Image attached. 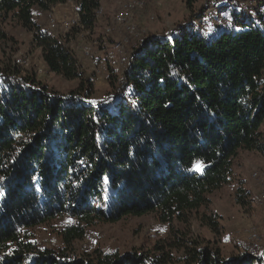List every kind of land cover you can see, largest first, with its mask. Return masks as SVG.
I'll list each match as a JSON object with an SVG mask.
<instances>
[{"label":"trees","instance_id":"1","mask_svg":"<svg viewBox=\"0 0 264 264\" xmlns=\"http://www.w3.org/2000/svg\"><path fill=\"white\" fill-rule=\"evenodd\" d=\"M68 1L80 17L68 32L33 18L34 8ZM230 3L214 13L227 7L240 29L208 35L197 24L201 11L170 35L142 36L120 83L95 105L67 42L80 27L94 29L100 0H0V26L11 14L33 33L49 72L80 81L63 94L35 73L0 72V264H264L246 253L225 260L195 240L184 245L183 236L172 243L182 248L177 257L161 246L152 254L72 250L96 222L150 212L161 224L188 222L232 182L239 149L264 156V17L246 21L256 9ZM250 198L239 185L236 202ZM202 216L218 230L215 214ZM57 217L73 220L58 231L61 245H38L33 228Z\"/></svg>","mask_w":264,"mask_h":264},{"label":"rangeland","instance_id":"2","mask_svg":"<svg viewBox=\"0 0 264 264\" xmlns=\"http://www.w3.org/2000/svg\"><path fill=\"white\" fill-rule=\"evenodd\" d=\"M125 1L100 0L103 14L96 22L97 29L89 33L84 30L74 31L67 42L77 59L82 78L92 82L90 101L95 105L103 96L113 93L120 83L130 56L142 36L170 35L187 23L190 16L195 20L201 11L206 16L201 21L206 20L207 24L205 28L201 21L197 24L208 35L218 29H240L233 24L234 19L228 20L233 12L224 11L227 7L223 8L221 14L214 13L215 7L237 0H198L192 7H187L186 0H140L143 1V7L134 9L129 21L134 26L133 30H127L126 25L113 26L110 34L105 35V25L110 23ZM238 1L246 7L250 0ZM233 4L231 7H234ZM254 8L256 10L252 11V19L249 17L246 21L256 20L255 13H259L260 18L264 17V0H258ZM73 9L71 1L55 5L49 11L34 8L33 18L43 29L51 30L49 23L54 21L58 24V31H62L60 24L69 19ZM226 20L229 27L226 26ZM0 28L5 35L3 39L0 37V72L13 68L21 75L35 73L36 78L48 89L63 94L80 85L79 80H66L47 70L40 49L33 42V33L22 27L11 14L2 21ZM83 50H88V55ZM261 130L264 132V127ZM196 168L199 170L200 165L197 164ZM232 178L231 183L209 194V205L192 213L188 222L161 224L151 212L140 216L126 215L115 222H96L86 229L82 239L75 241L72 250L77 255L89 254L95 249L120 253L136 250L152 254L158 251L157 246H161L177 257L182 253V248L173 247L172 243L177 236H183L184 245L193 246L190 241L195 240L200 246L218 249L225 260L240 253L261 256L264 254V209L258 197L264 189V156L256 151L239 149L232 161ZM239 185L248 190L251 197L244 205L235 200ZM204 213L216 215L219 225L217 231L204 223ZM72 221L70 217H57L36 226L33 228L36 242L47 247L61 245L58 231Z\"/></svg>","mask_w":264,"mask_h":264},{"label":"built area","instance_id":"3","mask_svg":"<svg viewBox=\"0 0 264 264\" xmlns=\"http://www.w3.org/2000/svg\"><path fill=\"white\" fill-rule=\"evenodd\" d=\"M258 0H250L248 2L249 5H252V7H254V4H257ZM74 9H73V14H71V16L69 17V19L62 21V23L60 24V28L63 32H68L70 30V28L72 27H76L79 26L80 24V17H79V13H78V7L77 5L72 1ZM215 4V2L213 3ZM143 7V1L140 0H127L124 3H122L118 9V11L115 13V15H113L112 20L110 21L109 24H106L104 27V34H110V32L112 31L113 26H125L127 30H133L134 26L133 24H130V18L132 17V13L134 11V9L137 8H141ZM102 11L103 8L100 5L96 10H95V20L96 22L99 21L100 17L102 16ZM229 20V18H228ZM202 27L205 28L206 27V20L202 22ZM226 26H228V21L226 20ZM58 26V24H56L54 21H50L49 23V28H51V30L55 29ZM229 27V26H228ZM81 31L84 30L87 33H89V30H85L82 29V27H80ZM132 32V31H131ZM83 53L88 55V50H83ZM254 178L257 177L256 173L253 174ZM259 201L262 203L263 205V209H264V189L259 193ZM253 236H255L253 234ZM262 257H264V254L261 255Z\"/></svg>","mask_w":264,"mask_h":264},{"label":"crops","instance_id":"4","mask_svg":"<svg viewBox=\"0 0 264 264\" xmlns=\"http://www.w3.org/2000/svg\"><path fill=\"white\" fill-rule=\"evenodd\" d=\"M72 2V1H71ZM97 29V25H95V27H94V31Z\"/></svg>","mask_w":264,"mask_h":264}]
</instances>
